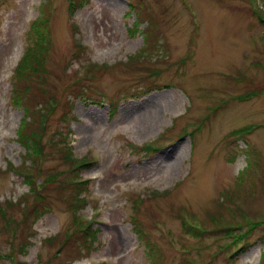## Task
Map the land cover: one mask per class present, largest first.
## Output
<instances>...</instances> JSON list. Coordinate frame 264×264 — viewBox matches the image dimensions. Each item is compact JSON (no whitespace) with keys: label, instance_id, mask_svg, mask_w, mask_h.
<instances>
[{"label":"rangeland","instance_id":"1","mask_svg":"<svg viewBox=\"0 0 264 264\" xmlns=\"http://www.w3.org/2000/svg\"><path fill=\"white\" fill-rule=\"evenodd\" d=\"M133 1L0 0V264H264V0Z\"/></svg>","mask_w":264,"mask_h":264},{"label":"trees","instance_id":"2","mask_svg":"<svg viewBox=\"0 0 264 264\" xmlns=\"http://www.w3.org/2000/svg\"><path fill=\"white\" fill-rule=\"evenodd\" d=\"M78 6H81V3H79ZM146 8L142 6V4L135 3L133 0H128V10L125 12V16L129 17L131 16V13H134V20L130 24V26L127 29V33L130 36H135L140 31V26L144 25L146 23L147 26L151 27V22L149 19H146L145 15ZM47 17L45 18H36L35 21L32 23L30 27L29 32V38L27 40L28 46L26 49V53H24V56L21 60V62L16 65V80L19 79L20 85L17 87V96L15 98L14 105L15 106H21L24 110V114L21 121V125L19 126V130L16 133V138L18 142L23 146V151L25 152L23 154L24 158L29 157L30 155L33 156L34 153H36V150L34 147L28 146V144L33 142L36 144L38 136L41 135L43 128H47L48 123V113L51 111V107L48 106L46 103V107L48 108L45 112L47 117L41 118V122L39 124V127L37 130L28 131V124L33 121V116L35 115L36 111L34 110H28V91L25 89V86H30L31 82L36 81V78H40L41 72H39L40 69V55H42V52L45 51L46 45L48 43V28L46 25ZM142 48L139 52H136L133 54L131 58H138V55L143 51ZM84 52V47L77 46L76 50H74V53L77 56H80ZM27 82L26 85H24V82ZM82 90H87V87L84 85L82 87ZM83 94H78L77 98H82ZM87 98V97H86ZM53 104V103H51ZM42 129V130H41ZM58 135H60L61 139L55 140L52 139L51 144L60 147L62 145H66L67 142L65 140H62V134L58 132ZM24 137H27L28 141L24 139ZM28 160V158H27ZM29 164H27L28 166ZM26 166V167H27ZM17 170H23L21 167H18ZM90 231V234L87 236V241L94 242V238L96 236V233L93 229H91V226L88 225L85 230H83V233ZM137 238L140 242L145 241L143 232L140 229H136Z\"/></svg>","mask_w":264,"mask_h":264}]
</instances>
